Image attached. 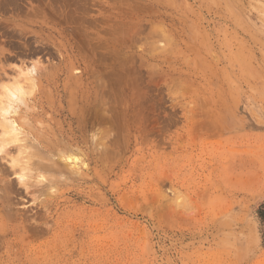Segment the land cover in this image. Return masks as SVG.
Here are the masks:
<instances>
[{
	"label": "rangeland",
	"instance_id": "374dc122",
	"mask_svg": "<svg viewBox=\"0 0 264 264\" xmlns=\"http://www.w3.org/2000/svg\"><path fill=\"white\" fill-rule=\"evenodd\" d=\"M259 210L264 0H0V264H264Z\"/></svg>",
	"mask_w": 264,
	"mask_h": 264
},
{
	"label": "trees",
	"instance_id": "16d2710c",
	"mask_svg": "<svg viewBox=\"0 0 264 264\" xmlns=\"http://www.w3.org/2000/svg\"><path fill=\"white\" fill-rule=\"evenodd\" d=\"M258 218H259L260 227H261V236L264 240V210L258 211Z\"/></svg>",
	"mask_w": 264,
	"mask_h": 264
},
{
	"label": "bare ground",
	"instance_id": "6f19581e",
	"mask_svg": "<svg viewBox=\"0 0 264 264\" xmlns=\"http://www.w3.org/2000/svg\"><path fill=\"white\" fill-rule=\"evenodd\" d=\"M11 1V0H10ZM18 1V0H17ZM21 1V0H20ZM52 1H54V0H52ZM117 1V0H116ZM6 2V1H5ZM58 2V1H57ZM10 3V2H9ZM13 5V4H12ZM27 5V4H26ZM81 5V4H80ZM14 6V5H13ZM16 6V5H15ZM5 8H7V7H5ZM77 9V8H76ZM55 10V9H54ZM56 10H57V8H56ZM14 12V11H13ZM77 12V11H76ZM69 15V14H68ZM23 16V15H22Z\"/></svg>",
	"mask_w": 264,
	"mask_h": 264
}]
</instances>
